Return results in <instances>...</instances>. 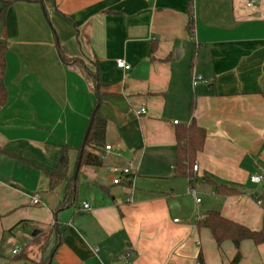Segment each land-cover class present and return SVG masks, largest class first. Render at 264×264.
I'll list each match as a JSON object with an SVG mask.
<instances>
[{
  "label": "crops",
  "instance_id": "obj_1",
  "mask_svg": "<svg viewBox=\"0 0 264 264\" xmlns=\"http://www.w3.org/2000/svg\"><path fill=\"white\" fill-rule=\"evenodd\" d=\"M247 1L8 0L0 251L10 244L15 264H232L235 243L219 245L198 221L218 211L251 230L263 224L264 185L250 176L264 173V0ZM62 52L99 67L98 92ZM194 74L205 81L193 86ZM98 96L112 149L75 179ZM192 122L206 139L190 181L177 174V129ZM63 145L77 196L62 206L67 181L52 190L48 174ZM111 166L129 168L131 181L114 184ZM240 252L237 264H264V242L245 239Z\"/></svg>",
  "mask_w": 264,
  "mask_h": 264
},
{
  "label": "trees",
  "instance_id": "obj_2",
  "mask_svg": "<svg viewBox=\"0 0 264 264\" xmlns=\"http://www.w3.org/2000/svg\"><path fill=\"white\" fill-rule=\"evenodd\" d=\"M0 16L4 20L6 8L8 6V0H1ZM190 3V22L189 30L193 33L194 30V18L192 14L193 5ZM8 44L5 39L0 40V105L7 101V88L5 84V71H6V53ZM62 60L66 64H79L81 72L86 78H88L96 92L102 85L100 69L96 67L95 70L86 66L82 60L75 57H70L63 52L61 53ZM100 97L92 113L90 122L91 128L86 140L85 148L82 152L81 164H87L91 166L102 165L104 153L103 148L106 144V128L107 121L100 111ZM177 174L186 176L192 181L191 170L193 168V160L196 153L203 148L206 139V132L204 128L192 122L190 125H184L177 129ZM82 146V145H81ZM79 148V155L80 156ZM70 147L67 145L62 146L60 158L56 168L48 174L50 181V189L54 190L60 183L67 181L66 194L62 203L67 205L72 203L77 196V187L75 181L69 177L70 167ZM222 192H232L233 189L221 188ZM261 203L264 207V194L262 195ZM199 227H208L211 229L216 242L220 245L223 241L231 239L237 248V253L232 260V264H237L242 255L240 252L241 242L245 239H251L256 244L264 242V217L263 224L259 230H251L239 223L227 219L218 211H209L205 217L198 221ZM1 257V254H0Z\"/></svg>",
  "mask_w": 264,
  "mask_h": 264
},
{
  "label": "built area",
  "instance_id": "obj_3",
  "mask_svg": "<svg viewBox=\"0 0 264 264\" xmlns=\"http://www.w3.org/2000/svg\"><path fill=\"white\" fill-rule=\"evenodd\" d=\"M259 2V0H248L247 1V5L249 7H254L257 3ZM117 66L124 69V70H130L132 68L131 64L128 63L125 59H117ZM205 81L204 77L202 75H199V74H194L192 76V85L193 86H196L197 84H199L200 82H203ZM147 112V109L146 107L142 106L140 107L139 109L136 110V113L139 114V115H142V114H145ZM175 123H178V121H174ZM112 149V146L111 145H106L105 146V151H110ZM102 156L104 157V153L102 154ZM109 169L114 172V173H117L114 178H113V183L114 184H120L122 181L124 180H128V181H131V177L130 176H125L124 175H129L130 174V169L129 168H121V167H117V166H111L109 167ZM193 169L195 171H197L199 169V164L196 162L194 165H193ZM250 181L254 184H257V185H264V173H255V174H252L250 176ZM192 193L195 194L194 190H192ZM132 193L131 195H129L127 197V201L128 202H133V197H132ZM197 201H200L199 198H197ZM31 203L32 204H39L40 203V196L39 194H33L31 196ZM260 204L261 201H259ZM78 210L79 211H82V212H90L92 210V206L90 204V202L88 201H85L81 204V206L78 207ZM177 220V219H176ZM19 252V249H15L13 250V253H18ZM130 254L127 253L125 254V257H128Z\"/></svg>",
  "mask_w": 264,
  "mask_h": 264
},
{
  "label": "rangeland",
  "instance_id": "obj_4",
  "mask_svg": "<svg viewBox=\"0 0 264 264\" xmlns=\"http://www.w3.org/2000/svg\"><path fill=\"white\" fill-rule=\"evenodd\" d=\"M11 248L12 247L10 244H5L3 246V248L0 251V254H1L0 264H6L7 262H11L13 264L14 262H18V259H16V260L12 259L11 260V255H10ZM9 258H10V260H9Z\"/></svg>",
  "mask_w": 264,
  "mask_h": 264
},
{
  "label": "water",
  "instance_id": "obj_5",
  "mask_svg": "<svg viewBox=\"0 0 264 264\" xmlns=\"http://www.w3.org/2000/svg\"><path fill=\"white\" fill-rule=\"evenodd\" d=\"M95 112V111H94ZM93 112V113H94ZM91 122H90V124H89V126H88V129H87V132H86V135H85V137H84V141H83V143H82V146H81V150H80V156H79V158H78V162H77V165H76V170H75V175H74V177H75V179L78 177V172H79V169H80V165H81V158H82V152H83V150H84V148H85V145H86V140H87V137H88V134H89V131H90V128H91Z\"/></svg>",
  "mask_w": 264,
  "mask_h": 264
}]
</instances>
